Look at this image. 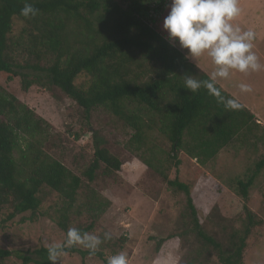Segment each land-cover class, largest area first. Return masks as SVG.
Wrapping results in <instances>:
<instances>
[{"label":"trees","instance_id":"1","mask_svg":"<svg viewBox=\"0 0 264 264\" xmlns=\"http://www.w3.org/2000/svg\"><path fill=\"white\" fill-rule=\"evenodd\" d=\"M30 2L39 12L25 18L20 15L25 0H0V75L6 82L21 76L24 88L44 81L74 100L86 118L92 110L101 108L129 128L128 141L139 152L140 161L186 197L180 214L182 232L175 236H184L188 231L214 251L220 264H242L245 252L260 236L264 225L263 217L245 204L249 188L264 167V153L245 178L234 176L228 181L229 188L242 199L243 215L240 226L224 233L221 241L202 230L189 183L177 175L169 179L166 172L171 167L177 171L181 162L177 158L179 152L205 165L234 137L256 124L251 111L244 106L228 109L204 88L195 93L184 88V76L207 80L209 75L150 23V0ZM15 17L25 23L22 32H26L34 46L30 51L33 63L18 59L17 43L11 38ZM82 73L89 77L85 87L75 83ZM217 87L221 88L218 84ZM221 90L226 98H234ZM0 116V208L11 209L9 218L26 211L33 214L42 203L41 188L48 187L64 200L65 212L58 224L65 229L66 212L77 198L81 177L45 151L49 123L6 91L0 93ZM154 132L169 145L163 150L166 163L169 160L166 166L162 162L153 165L158 146ZM93 144V160L82 171L89 182L94 180L100 163L106 173L119 171L123 163L103 143ZM146 153L149 157L144 156ZM87 203L92 218L87 225L76 227L81 232L93 228L99 213L111 201L92 192ZM164 241L165 238L158 239L155 249L159 250ZM47 249L22 251L0 247V264L11 256L22 264H51ZM64 253L93 255L107 264L101 250L90 254L86 248L72 246Z\"/></svg>","mask_w":264,"mask_h":264},{"label":"rangeland","instance_id":"2","mask_svg":"<svg viewBox=\"0 0 264 264\" xmlns=\"http://www.w3.org/2000/svg\"><path fill=\"white\" fill-rule=\"evenodd\" d=\"M150 1V23L167 35L162 29V22L168 13L170 0H164L161 4L160 0ZM238 5L241 12L232 23L242 30L251 29L256 33L253 51L264 65V21L251 20L255 23H250L248 20L257 16L264 19V0H238ZM24 27V21L15 17L11 38L17 43L15 47L20 56L19 61L28 59L33 63L34 55L30 51L34 46L26 32H22ZM175 46L180 49L178 44ZM190 60L202 70H208L210 73L214 70V65L206 55ZM88 78L82 73L75 83L85 87ZM222 81L233 82L238 91V85L241 83L251 85L252 91L243 95L248 102L254 104L253 108L264 122V69L247 74L233 72L228 80ZM4 91L13 94L49 123V133L44 142L45 151L79 175L82 184L74 204L66 212L65 229L58 224L65 212L64 200L48 187L41 188L39 196L42 203L33 214L26 211L9 218L11 209L6 206L0 208L1 248L33 251L39 247L48 248L50 245L63 243L69 228L90 223L92 213L87 201L92 192H95L111 201V204L99 213L93 228L88 231L89 234L100 236L102 240L105 232L110 233L111 239L104 240L97 249L101 250L107 259L124 252L128 264H220L213 255L214 251L208 250L202 239H197L188 231L184 236L174 237L175 240L171 243L163 242L159 250L155 249L158 239L182 232L180 214L186 197L183 192L168 186L154 169L146 167L140 161L137 157L139 152H135L133 145L129 144V128L101 108L92 110L86 118L82 108L74 100L58 87L48 85L44 81L24 88L21 76L6 82L0 75V93ZM89 130L93 131L94 135ZM154 134L157 136L158 146L153 165L162 162V166H166L169 160L166 163L163 150L168 149L169 145L159 133ZM240 138L255 142L233 143L205 165H200L195 159H189L179 152L177 158L181 162L177 171L171 167L166 172L169 179L177 175L189 183L201 228L207 236L216 241H221L224 233L232 228L239 227L243 215L240 208L242 199L229 188L228 181L234 176L245 178L249 169L254 167L264 153V136L256 137L254 129ZM95 141L106 145L123 163L119 171L112 173L103 171V164L100 163L94 180L89 182L82 175V171L93 160ZM144 156L149 157L148 153ZM216 174L221 176V185L220 182L214 183V179L218 181ZM245 204L264 218V167L249 188ZM75 246L85 249L81 245ZM1 264L22 263L11 256ZM57 264L103 262L93 255L64 253ZM242 264H264V225L260 236L245 252Z\"/></svg>","mask_w":264,"mask_h":264},{"label":"clouds","instance_id":"3","mask_svg":"<svg viewBox=\"0 0 264 264\" xmlns=\"http://www.w3.org/2000/svg\"><path fill=\"white\" fill-rule=\"evenodd\" d=\"M38 12L39 9L30 0H25L20 15L32 18ZM240 12L238 0H170L168 13L162 22V29L171 44L186 49V56L193 59L206 55L214 65L207 80L184 76V88L191 93L204 88L218 103L232 110H239L243 105L237 99L222 95L221 88L217 87L218 80H228L233 72L247 74L264 69L253 51L256 33L251 29L242 30L232 23ZM238 87L241 93L252 91L247 83H241ZM110 239L111 235L107 232L102 240L98 235L71 227L63 243L48 247V261L57 264L65 249L75 245H81L94 254L104 240ZM107 264H128L126 253L110 256Z\"/></svg>","mask_w":264,"mask_h":264},{"label":"crops","instance_id":"4","mask_svg":"<svg viewBox=\"0 0 264 264\" xmlns=\"http://www.w3.org/2000/svg\"><path fill=\"white\" fill-rule=\"evenodd\" d=\"M253 18V19H252ZM257 18V19H256ZM245 20V18L243 19V21ZM248 20H258V21H260V20H263L264 21V19H262L261 17H259V16H257V17H250ZM249 21V22H250ZM250 23H255V22H250ZM263 32V31H262ZM175 46V45H174ZM176 47V46H175ZM177 48V47H176ZM180 51H182L185 55H186V50L185 49H179ZM189 60L191 59V58H189L188 56H186ZM195 59V58H194ZM191 62H193L192 60H190ZM194 63V62H193ZM195 64V63H194ZM200 68V67H199ZM201 69V68H200ZM202 70V69H201ZM202 71H204L206 74H211L208 70V73H207V71L206 70H202ZM210 76V75H209ZM217 84L223 89V90H225L227 93H229L232 97H234L235 99H237L244 107H246L247 109H249L250 111H251V113L254 115V118H255V122H256V124L254 125V124H252V127H251V129H249V130H243L238 136H236V137H234L226 146H224L221 150H219V152L217 153V155L219 154V153H221L224 149L226 150L228 147H231L232 146V144L234 143V144H236V143H239V144H243L244 142H255V140H249V139H242V138H240L241 136H244L245 135V133L246 132H252V130L254 129V135L256 136V137H261V136H264V128L263 127H260V126H264V122L260 119V117H259V114L255 111V109L253 108L254 106V104H252V103H250V102H248V100H247V98L243 95V93H241L240 91H238V89H237V87L233 84V82H230V81H228V83H226L225 81H222V80H218V82H217ZM216 155V156H217ZM215 159V158H214ZM213 159V160H214ZM212 160V161H213ZM216 179L218 180V181H216L215 179H214V183L215 184H219L218 182H220V185L222 184V182H221V180L219 181V179H220V175H217L216 174ZM264 219V218H263ZM174 237H176L175 235L174 236H172L171 238H167V236L165 237V241H164V243L166 242V243H171V242H173L174 240H175V238ZM178 237V236H177Z\"/></svg>","mask_w":264,"mask_h":264}]
</instances>
